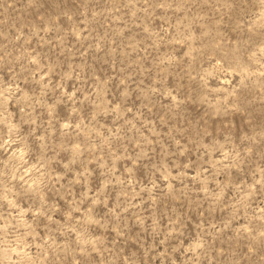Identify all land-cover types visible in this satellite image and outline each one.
I'll list each match as a JSON object with an SVG mask.
<instances>
[{"label":"rangeland","instance_id":"rangeland-1","mask_svg":"<svg viewBox=\"0 0 264 264\" xmlns=\"http://www.w3.org/2000/svg\"><path fill=\"white\" fill-rule=\"evenodd\" d=\"M0 264H264V0H0Z\"/></svg>","mask_w":264,"mask_h":264}]
</instances>
